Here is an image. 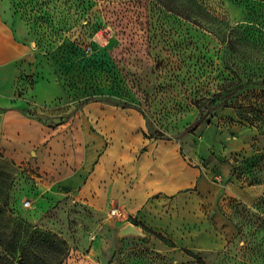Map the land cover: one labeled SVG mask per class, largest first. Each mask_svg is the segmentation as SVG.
Wrapping results in <instances>:
<instances>
[{
  "label": "rangeland",
  "instance_id": "374dc122",
  "mask_svg": "<svg viewBox=\"0 0 264 264\" xmlns=\"http://www.w3.org/2000/svg\"><path fill=\"white\" fill-rule=\"evenodd\" d=\"M5 1L7 22L51 71V95L35 88L25 113L50 125L88 103L134 110L145 137L183 155L206 147L195 166L217 198L198 235L173 238L0 158V264L10 235L22 264H51L37 236L58 242L59 264H264V0ZM251 186L263 192L249 201ZM126 226L137 234L121 236Z\"/></svg>",
  "mask_w": 264,
  "mask_h": 264
},
{
  "label": "crops",
  "instance_id": "0c3cea01",
  "mask_svg": "<svg viewBox=\"0 0 264 264\" xmlns=\"http://www.w3.org/2000/svg\"><path fill=\"white\" fill-rule=\"evenodd\" d=\"M47 63L7 22L6 1L0 0V158L29 163L46 184L73 192L96 210L114 206L152 232L198 235L196 224L209 222L202 206L217 198L195 166L206 147L199 144L183 155L175 141L145 137L136 111L99 103L85 104L69 122L45 125L33 119L23 107L35 88L51 95ZM243 192L252 201L263 188Z\"/></svg>",
  "mask_w": 264,
  "mask_h": 264
},
{
  "label": "trees",
  "instance_id": "16d2710c",
  "mask_svg": "<svg viewBox=\"0 0 264 264\" xmlns=\"http://www.w3.org/2000/svg\"><path fill=\"white\" fill-rule=\"evenodd\" d=\"M45 58V57H44ZM46 60V59H45ZM46 62H48L46 60ZM197 123L194 124L192 130L196 128ZM2 215V212H0V216ZM37 239L40 240V242L43 245L47 246L48 252L50 254V261L51 264H59L64 259L63 250L59 246L58 242L56 240L49 241L45 237L37 236ZM3 251L6 256V262L8 264H22L23 257L18 256L17 257V238L15 236H4V239L1 241ZM21 254V253H20ZM22 255V254H21ZM5 259V258H4Z\"/></svg>",
  "mask_w": 264,
  "mask_h": 264
},
{
  "label": "water",
  "instance_id": "95a60500",
  "mask_svg": "<svg viewBox=\"0 0 264 264\" xmlns=\"http://www.w3.org/2000/svg\"><path fill=\"white\" fill-rule=\"evenodd\" d=\"M119 234L122 236V235H129V234H137V232L133 227L126 226L120 230Z\"/></svg>",
  "mask_w": 264,
  "mask_h": 264
},
{
  "label": "built area",
  "instance_id": "2783aa9c",
  "mask_svg": "<svg viewBox=\"0 0 264 264\" xmlns=\"http://www.w3.org/2000/svg\"><path fill=\"white\" fill-rule=\"evenodd\" d=\"M112 213H114V211H112Z\"/></svg>",
  "mask_w": 264,
  "mask_h": 264
}]
</instances>
